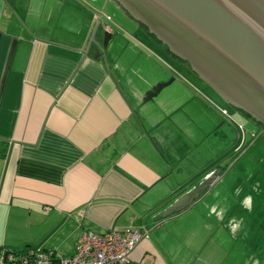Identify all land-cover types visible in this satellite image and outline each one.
Segmentation results:
<instances>
[{
	"label": "crops",
	"instance_id": "0c3cea01",
	"mask_svg": "<svg viewBox=\"0 0 264 264\" xmlns=\"http://www.w3.org/2000/svg\"><path fill=\"white\" fill-rule=\"evenodd\" d=\"M104 2L0 0V250L69 257L84 230L131 227L147 234L134 262L226 264L210 235L224 216L210 215L214 204L185 209L252 141L188 66ZM109 2L126 18L123 37Z\"/></svg>",
	"mask_w": 264,
	"mask_h": 264
},
{
	"label": "water",
	"instance_id": "95a60500",
	"mask_svg": "<svg viewBox=\"0 0 264 264\" xmlns=\"http://www.w3.org/2000/svg\"><path fill=\"white\" fill-rule=\"evenodd\" d=\"M114 1L229 106L257 124L260 133L256 138L264 135V0ZM109 37L103 33L102 49ZM170 82L155 84L144 93L142 102L152 101ZM225 173L216 179H203L195 191L205 189L204 194L189 203L185 210L196 205L207 208V203L202 201ZM169 215L167 209L156 219Z\"/></svg>",
	"mask_w": 264,
	"mask_h": 264
},
{
	"label": "rangeland",
	"instance_id": "374dc122",
	"mask_svg": "<svg viewBox=\"0 0 264 264\" xmlns=\"http://www.w3.org/2000/svg\"><path fill=\"white\" fill-rule=\"evenodd\" d=\"M104 13L109 14L113 22L116 21L117 29L115 32L123 37L124 34L118 28L123 27L124 24L126 30L128 28L126 18L121 10H117L114 4L109 2ZM149 51L153 53V51ZM159 57L166 67L170 69L174 67L166 56L159 55ZM178 67H180L177 69L180 70L182 75L190 77L187 69L182 66ZM200 85L202 86V84ZM214 95L216 102L227 109L231 120H234L236 124L238 123L243 128L247 140L251 139L253 141L255 139L254 143L256 144L253 143L247 154H244L232 164L244 151L241 149L236 158L232 160V166L229 164L230 169L229 166L227 167L228 171L226 168V178L223 184L217 186L206 198L207 205L225 204V209H227L224 214L223 225L219 227L214 223L210 235L215 237L216 251L226 255V264H254L255 260H259V264H264V135L256 138L260 133L258 125L242 112L229 106L217 93L214 92ZM250 133L253 134L252 138L249 137ZM248 196L251 197V210L244 203L245 198ZM203 210L202 206H198L194 213L198 215L203 213ZM232 217L237 220L240 218L244 220L242 228L237 231L235 237L227 226ZM218 239L223 243H220ZM198 249L193 246L191 251H199Z\"/></svg>",
	"mask_w": 264,
	"mask_h": 264
},
{
	"label": "built area",
	"instance_id": "2783aa9c",
	"mask_svg": "<svg viewBox=\"0 0 264 264\" xmlns=\"http://www.w3.org/2000/svg\"><path fill=\"white\" fill-rule=\"evenodd\" d=\"M104 32L109 33L108 28H104ZM220 112L231 120L224 110ZM146 238V232L131 227L102 234L84 230L75 243L74 253L69 257L42 249L20 253L0 250V264H141V261H132L130 253Z\"/></svg>",
	"mask_w": 264,
	"mask_h": 264
},
{
	"label": "clouds",
	"instance_id": "9594fccd",
	"mask_svg": "<svg viewBox=\"0 0 264 264\" xmlns=\"http://www.w3.org/2000/svg\"><path fill=\"white\" fill-rule=\"evenodd\" d=\"M250 201H251V197L250 196L246 197L245 198V201H244L245 205L248 206V209L249 210H251V208H250ZM218 208H219L218 205H213L211 207V209H210V215L211 214H215L218 220H222L224 214L227 211V209H225V208H219V210H218ZM243 224H244L243 218H240L239 220H237L235 217H232L229 220L227 226L230 229V232L232 233V235L235 237L237 231L242 228ZM254 264H259V260H255L254 261Z\"/></svg>",
	"mask_w": 264,
	"mask_h": 264
},
{
	"label": "trees",
	"instance_id": "16d2710c",
	"mask_svg": "<svg viewBox=\"0 0 264 264\" xmlns=\"http://www.w3.org/2000/svg\"><path fill=\"white\" fill-rule=\"evenodd\" d=\"M152 39H154L153 37H152ZM155 40V39H154ZM5 251H7V252H12V251H9V250H5ZM14 253V252H13Z\"/></svg>",
	"mask_w": 264,
	"mask_h": 264
}]
</instances>
